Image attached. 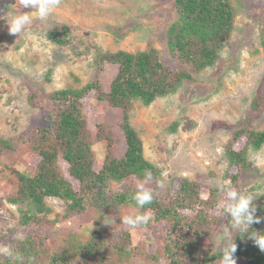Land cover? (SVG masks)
Here are the masks:
<instances>
[{"label": "trees", "instance_id": "1", "mask_svg": "<svg viewBox=\"0 0 264 264\" xmlns=\"http://www.w3.org/2000/svg\"><path fill=\"white\" fill-rule=\"evenodd\" d=\"M173 5L176 17L164 33L173 65L151 44L135 53L121 49L99 53L94 59L95 77L86 85L61 88L46 96L40 91L31 95L33 105L46 112V126L16 137H0V193L4 191L0 205L3 201L17 205L19 226L26 230L22 239L13 238L9 243L22 259L0 256V264H219L217 250L209 244L201 246L199 240L227 217L221 209L225 191L214 189L204 197L196 182L183 179L173 192H161L160 169L143 156L142 141L129 122L134 102L147 106L174 92L184 80L194 79L193 74L213 66L234 29L231 0H173ZM68 30L66 24L57 23L47 28L46 36L57 45H66ZM258 33L264 50V13L258 20ZM103 73L110 76L106 89L100 80ZM87 96L121 109V120L114 125L89 124L84 103ZM263 106L264 87L225 148L228 163L236 169L225 189L235 186L249 171L246 150L264 144V130L251 125ZM238 142L241 146L235 148ZM97 144L103 149L101 161L93 148ZM146 169L153 174L146 186L155 199L137 208L130 195L143 181ZM5 188L9 190L5 192ZM251 195H257L252 204L261 222L248 231L264 232V194ZM47 197L64 202L65 219L89 214L90 226L86 231L82 225L57 227L56 219H46L51 212L45 204ZM148 210L154 219L136 229L150 230L154 250L148 242L133 245L136 229L121 223L125 215ZM249 233L235 229L229 233L237 248L235 260L264 264V251Z\"/></svg>", "mask_w": 264, "mask_h": 264}, {"label": "rangeland", "instance_id": "2", "mask_svg": "<svg viewBox=\"0 0 264 264\" xmlns=\"http://www.w3.org/2000/svg\"><path fill=\"white\" fill-rule=\"evenodd\" d=\"M231 3L235 8L234 29L213 66L193 74L194 79L184 80L174 92L157 97L147 106L139 102L132 105L129 122L142 141L143 156L160 169L161 192H173L179 181L188 179L207 197L212 190L226 187L229 175L236 171L227 161L225 148L235 127L247 120L253 100L264 87V50L258 33L264 0ZM24 12L33 17L32 22L19 34H11L7 20ZM175 17L173 0H61L46 20H40L34 10L21 8L19 0H0V137H16L36 126H46V112L33 105L31 95L40 91L46 96L61 88L86 85L95 77L94 59L99 53L119 49L135 53L151 44L173 65L164 33ZM57 23L68 26L66 45H57L46 36L47 28ZM109 79V73L100 77L105 89ZM84 103L88 123L93 126L95 122L114 125L122 118L121 109L90 96ZM251 125L264 130V106ZM240 146V142L234 144L235 148ZM93 148L101 161V145ZM246 156L250 169L230 188L262 193L264 144L257 150L248 148ZM111 186L116 185L111 182ZM45 204L51 209L46 219H56L57 227L82 225L86 231L90 226L89 214L65 219V204L59 198L47 197ZM19 215L17 205L1 203L0 244L25 236ZM232 230L227 216L199 244L217 250L223 247L220 238ZM154 240L148 229L132 232L135 246L148 242L154 250ZM236 264L244 262L236 260Z\"/></svg>", "mask_w": 264, "mask_h": 264}, {"label": "clouds", "instance_id": "3", "mask_svg": "<svg viewBox=\"0 0 264 264\" xmlns=\"http://www.w3.org/2000/svg\"><path fill=\"white\" fill-rule=\"evenodd\" d=\"M21 8L34 10L35 15L40 20H46L57 9L61 0H19ZM32 16L27 12L13 15L8 22V30L11 34H19L27 25L32 22ZM153 179V174L150 170L144 171V179L137 183L136 190L130 195V199L135 202L137 208H144L150 205L155 194L153 190L146 185ZM162 186V185H161ZM221 190L225 191V200L221 204L223 216L230 217L232 229L240 233L248 232L250 226L254 223H260L261 217L257 216L256 208L252 201L257 195H251L246 192H241L235 188H228L222 185ZM264 194V193H261ZM154 219L150 210L139 214L125 215L121 219V223L129 229H136L141 226H146ZM250 238L261 251H264V232L249 233ZM223 247H218L217 253L219 264H236L235 253L236 245L233 243L232 236H223L220 238ZM0 256L10 258L14 261L21 260L20 253L14 249L11 244H0Z\"/></svg>", "mask_w": 264, "mask_h": 264}]
</instances>
